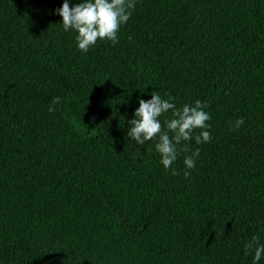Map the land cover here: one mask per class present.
<instances>
[{"label": "trees", "instance_id": "obj_1", "mask_svg": "<svg viewBox=\"0 0 264 264\" xmlns=\"http://www.w3.org/2000/svg\"><path fill=\"white\" fill-rule=\"evenodd\" d=\"M62 3L0 0V264H253L264 0H136L118 42L87 52L62 30ZM155 91L210 116V141L167 170L155 140L126 135Z\"/></svg>", "mask_w": 264, "mask_h": 264}, {"label": "clouds", "instance_id": "obj_2", "mask_svg": "<svg viewBox=\"0 0 264 264\" xmlns=\"http://www.w3.org/2000/svg\"><path fill=\"white\" fill-rule=\"evenodd\" d=\"M135 3L136 0H80L78 4H73L72 0H63L53 12L61 18L60 25L64 32L71 30L76 33L77 49L87 52L98 39L113 44L118 42V30L130 19ZM149 95L151 98L148 100L137 98L138 107L132 113L133 118L128 121L126 135L138 146L155 140V151L160 157L161 165L167 170L177 160L180 152L187 149L189 141H194L196 145L210 141V126L207 123L210 116L204 110L206 104L199 100L177 108L172 96L164 99L158 91ZM59 102L60 97L53 98L49 111H54L53 105ZM167 113H170L171 118L164 119L162 125L161 117ZM241 124L242 118L237 119L234 126L239 127ZM197 129L200 130L198 134L195 132ZM198 156V149L186 155L183 159L185 169H193ZM187 174L186 171L185 175ZM251 247V243L245 245L246 249ZM262 256L264 244L255 247L253 264H258Z\"/></svg>", "mask_w": 264, "mask_h": 264}]
</instances>
